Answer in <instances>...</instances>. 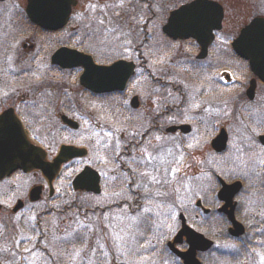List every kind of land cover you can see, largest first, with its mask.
Masks as SVG:
<instances>
[{
    "label": "flooded vegetation",
    "instance_id": "1",
    "mask_svg": "<svg viewBox=\"0 0 264 264\" xmlns=\"http://www.w3.org/2000/svg\"><path fill=\"white\" fill-rule=\"evenodd\" d=\"M213 1L220 4L225 13L224 6L216 0ZM258 1L260 3L256 7L261 5V10L251 14L252 17H248L249 19L245 18V23L238 28L239 32L234 38L223 37L221 45V40L219 43L218 37L224 30L223 23H221L220 29L213 31V42L208 46L203 58L199 57L202 53V46L196 39L175 40L168 38L179 44H187L191 52H196L194 57L200 62L211 56L214 58L210 64H206V67L202 66L203 69L196 67L192 74L184 72L200 85L197 88L193 87L194 91L191 86H185V81L180 77H177L178 80L168 81L161 74L159 79H155L148 68L144 66L148 77H146L147 86L143 92L144 96L140 94L143 99L141 100L140 96L136 94L138 86L141 85L139 79L137 82V72L128 81L124 90L96 92L81 84V77L85 72L83 66L63 69L53 63L54 54L61 48H68L91 57L98 66H111L126 61L134 63L137 71L138 65L136 62L129 61L125 53L111 56L108 54L109 49H103L102 44L99 45L96 40L88 41L86 35L81 33L76 34V37H79L77 41L75 36H72V39L66 38L67 43L62 45L60 43L61 35L63 36L64 31L75 25L72 19L64 27L53 30L52 25L44 27L31 21L28 15V0H25L24 6L20 4L22 1L0 0V78L3 77V74L4 77L9 74L15 76L20 74L22 77L24 74L37 79L50 75L51 71L57 69L60 72V77L67 75L70 78L71 72L77 73L76 78H79L78 83L84 97L96 103L107 104L106 109H110L112 113L115 110L113 106L118 107L119 99L129 97L131 100L129 102L131 110L125 108L123 111H118V109H122V107H118L117 114L120 119L112 118L111 125L109 122L105 123V126L108 127H111L113 122L121 126L119 130L117 128L113 130L114 134L110 135L112 131L105 130L101 123L96 122L95 129L94 125L91 127L95 130V137L98 139L92 146L83 142L81 135L80 146L70 143L75 138L74 134L81 132L83 128L81 122L83 121L81 120L79 123L73 117L61 114L60 119L64 128H61L60 132L69 143L60 145L55 155H52L48 145H43L42 141L37 139L33 133V127L37 125L36 121L40 117L35 115L37 112L33 110L39 108V105H43V102L33 103L32 111L27 108L29 104L25 106L24 102H20L19 106L12 105L0 109V116L8 110H13L22 122L31 141L42 147L48 154L47 158L51 161L64 146H75L87 151L84 157L63 166L53 185L40 171L30 173L17 171L0 181V187L1 185L3 187L8 182L17 181L18 178H26V175L32 174L36 178L40 177L39 183L30 186L24 192L23 189L15 186L17 195L15 194V198H12L13 203L15 201L13 206L8 207L0 204L1 221L11 217L20 224H24L26 218H28V222H31L29 226L22 229V235L19 237L16 231L12 232L11 228L1 225V238L7 239L8 236H12L17 251L14 257L1 256L0 264H54L55 248L52 233L65 237V230H69L71 225L69 220L73 219L74 221L81 218L79 220L84 226L88 217H94V223L90 222L92 226L89 224L84 227L87 232H89L88 229H92V232L97 233L98 230H101L100 221L103 218L106 220L110 219L108 216L111 218L113 216L118 222L124 211L129 212L128 221L139 222L136 227L138 229L137 238L142 239L144 247L135 249L136 253L128 254L142 264H264V102L258 104L260 109L256 107L257 105H253L257 97V90L260 91V96H264V91H261L264 88V81L254 74L250 61L238 55L234 49V43L242 31L250 26L255 19H264V0ZM79 5H82L81 0H78V7H75L74 13L76 8L80 7ZM73 12L72 15H74ZM7 15L16 19H13V23L10 25H3L2 21L6 20ZM80 17L82 22H79L76 28L72 26L77 31L78 27L81 29L85 26L84 14ZM169 17L167 19L165 17L162 31L167 25ZM34 39H38L40 44L45 40L46 43L52 45V48H55L50 58V71L38 72L33 69L31 64V68L28 69L26 68L29 65L28 60L20 63L21 68L14 65L11 69L5 70L9 46L21 47L24 52L30 43V50H32L35 45L30 41ZM25 41L26 43H24ZM223 43L225 44L223 45ZM258 43L264 45V40L260 39ZM10 51L12 52V49ZM151 51L153 50L150 47L147 52L150 54ZM17 52L21 53L18 49ZM257 54L263 68L261 72H263L264 48H261L259 52L256 51V56ZM216 61L219 62L217 67L214 65ZM220 68L223 69V72H220ZM157 82L160 86L151 85V83ZM197 89L198 91L195 92ZM2 91L3 89H0V105H5L1 97ZM234 91L240 93L238 102L232 100L231 93ZM195 102H198L202 111L206 109L205 104L209 103L212 111H208L207 115L192 113L191 118L181 119L179 117L181 112L185 108H187L185 111L188 110V107L191 106L189 104ZM249 103L252 106L244 108V104ZM139 104L143 108L142 112L139 111ZM220 105L222 113L215 115L214 110L215 108L220 109ZM237 108L243 109L244 112L247 111L248 123L243 124L241 131H239V125L231 124L232 111L238 110ZM235 115L237 116L239 113L235 112ZM184 126H187L186 130H182ZM231 126L237 129L240 134L234 132ZM194 129L198 134L193 133ZM232 132L240 143L239 149L235 150L234 148V152H232L228 151L226 146L227 149L224 151L214 150L213 142L222 133H226L227 144H229ZM208 133L211 134L208 135ZM196 139L210 142L211 155L206 158L207 162H202L203 165L200 168L194 169L193 181L183 183L180 175L185 158L183 153H188L187 145ZM191 146L195 147L192 144ZM91 155L93 157L96 155L98 158L94 164L89 163ZM149 156L152 159H148ZM103 158L109 162L110 171L105 170V164L101 162ZM141 160L143 163H138ZM88 167L98 175L100 187L98 194L74 189V179ZM74 172L76 173L71 182L67 183L69 178L66 179L67 175L70 176ZM144 172L150 173V175L144 177L141 175ZM168 172L171 174L168 183L151 182V175L163 181ZM12 185L14 187V184ZM233 185L235 186L231 189L225 188ZM61 188L62 194L64 193V201L59 206L57 204L61 200L55 195L56 190ZM188 189L191 190L190 195H192L190 200L192 204L190 205L183 204L182 191ZM106 191H108V198L104 203L81 200L92 197L101 201ZM3 192L4 190L0 188V196L4 200L9 195ZM159 206L162 207L161 214L155 215L154 212H158L156 208ZM74 210H77L78 213L76 217L71 213L66 217V213ZM57 213L58 215H56ZM61 217L62 223H60ZM231 217L237 224H234ZM63 225L66 227L56 232L55 227ZM26 248L29 251H25ZM57 248L63 250L64 258H69L68 240L67 242L63 240L62 245Z\"/></svg>",
    "mask_w": 264,
    "mask_h": 264
},
{
    "label": "rangeland",
    "instance_id": "2",
    "mask_svg": "<svg viewBox=\"0 0 264 264\" xmlns=\"http://www.w3.org/2000/svg\"><path fill=\"white\" fill-rule=\"evenodd\" d=\"M21 5H25V0H18ZM82 5L75 10L74 15H72V22L75 25H72L74 28L78 26L79 22H82L80 19L81 15L84 14V27H78L77 29L71 28L67 29L63 32V36L61 35L62 41L60 42L62 45H65L67 41L66 38L72 39V36H75V39H79L76 37V34H84L86 35V39L88 41L96 40L99 45L102 44L103 49H109V55H117V54H126V57L129 61L136 62L137 66V82L140 80V86L137 88L136 94L140 96L141 100L142 96H144L143 92L146 89V77L147 73L145 72L146 69L144 66L148 68L150 73L153 75V78L159 79V76L163 74L168 81H175L178 80L177 77L182 78L184 80L185 86H191L192 88L200 87L194 79L186 75L185 73L191 72L195 70L196 67L199 69H203L206 67V64H210L212 62L213 56L209 57L205 61H198L194 55L196 52H191L187 44H179L173 41H170L162 32V27L164 25V19L169 16V13L180 7L181 4L188 3L192 0H81ZM220 2L224 8L226 9L224 13V30H222V34L219 39V43L223 37L234 38L236 34L239 32L238 28L241 24L245 23V18L252 17L251 14L257 13L261 10V5L257 8L256 6L260 3L258 0H216ZM78 7V6H77ZM75 9V8H74ZM73 9V10H74ZM10 15V14H9ZM7 15L6 20L3 19V25H10L13 23V19L15 17H9ZM254 16V15H253ZM248 18V19H249ZM103 21V23H101ZM166 22V21H165ZM74 29V30H72ZM33 42L35 47L34 49L30 50V43L27 45L26 50L23 52L21 47L16 46H9L6 54V69H11L14 65H17L18 68H21L20 63L22 61L27 62L29 65L26 68H31L30 64L32 65L33 69L38 72L50 71V58L55 48H52L51 44L46 43L44 40L43 43L40 44L38 39H34ZM26 43V41L24 42ZM225 43H223L224 45ZM220 45V47H222ZM152 48L153 51L150 54L147 52L148 49ZM218 47V46H217ZM218 47V48H220ZM223 48V47H222ZM220 48V49H222ZM12 49V52L10 51ZM17 49L21 52L20 54L17 52ZM53 49V50H52ZM28 52V53H27ZM114 52V53H112ZM112 53V54H111ZM40 54V55H38ZM37 59L34 60V58ZM32 60V62H31ZM145 62V63H144ZM143 64V66H142ZM216 67L219 65V62H215ZM203 66V67H202ZM47 67V69H46ZM219 68V67H218ZM21 70V69H20ZM19 70V71H20ZM217 71V70H216ZM185 72V73H184ZM220 72H223V69L220 68ZM70 78L67 75L60 77V72L57 69L50 72V75L43 76L42 78H33L22 74V77L19 75L9 74L7 77L0 78L1 81V88L2 91V101L5 102V105H0V109L3 107H10V106H19L20 102H24L29 104L27 106L28 110L32 111L31 105L36 101L43 102V105H39L33 111L37 112L38 118L37 125L33 127L34 136L37 139H40L43 145L49 147V152L52 155H55L58 151V148L62 144H67V142L60 132L61 128H64L63 122L60 119L61 114H67L70 117H73L77 120V122H81L83 128L80 133L74 134V138L70 143L80 146L82 141H80V135L83 142L85 141L89 145H94L98 139L95 137V130L91 129V127L97 123H101L105 130L110 129L112 132L110 135L114 134L113 130L121 127L118 123L113 122L111 127L105 126L106 122H109L111 119L119 120L120 117L117 114V108L122 107V109H118V111H123V109L128 108L131 110V106L129 102L131 101L128 98H122L118 100L117 106L114 107L113 113L110 112V109H106L107 104L104 103H96L93 100L85 98L82 92V88L79 85L78 81L79 78H76L77 73H70ZM162 76V77H163ZM245 78V77H244ZM139 79V80H138ZM145 80V81H143ZM152 80V79H151ZM152 86H160L159 82L151 83ZM193 88V91H194ZM198 89L195 91L197 92ZM264 91V88L261 89ZM194 92V93H195ZM257 90V97L254 101L253 105H257V108H261L258 104H262L264 102V96H260L261 93ZM142 96H141V95ZM232 100L234 102H238V98L240 97V93L233 92L231 93ZM260 94V95H259ZM262 98V99H260ZM263 100V101H262ZM143 103V101H142ZM21 105V104H20ZM191 105L188 107L187 113L185 108L181 112V116H179L183 120H187L191 118V114H201L204 115L208 113V111H212V108L209 107V103H206V109L203 111L200 110V105L198 102L189 104ZM187 105V106H189ZM252 106L249 104H244L245 107ZM141 109H140V108ZM264 107V106H263ZM41 108V111H40ZM139 111L142 112L143 108L138 106ZM146 109V108H145ZM238 110H233L231 115V124L239 125L241 131L242 126L245 122L248 123V119L246 116L247 111H243L241 108H237ZM247 109V108H246ZM185 111V112H184ZM189 111V112H188ZM235 112H238L239 115H235ZM39 113V114H38ZM222 113L221 105L220 109L214 110V114L217 115ZM245 113V117H244ZM79 118V120H78ZM79 122V123H80ZM189 122V121H187ZM246 123V124H247ZM222 125V123H221ZM233 125V126H234ZM115 127V128H114ZM232 127V126H231ZM113 128V129H112ZM234 132H238L237 129H234ZM232 131V130H231ZM194 134L197 133L196 129H194ZM198 134V133H197ZM240 134V132H238ZM246 134V133H244ZM67 135V134H65ZM69 135V134H68ZM68 137V136H67ZM112 137V136H109ZM72 138V137H71ZM95 138V139H94ZM197 140V141H196ZM193 140L187 145V154L184 152L183 157V168L180 173L184 182L191 183L193 181L192 177H195L196 168H200L203 164L202 162H207L206 158L211 155L210 151V142L207 141H200L199 139ZM197 143V144H196ZM193 145L195 147H188L189 145ZM197 145V148H196ZM240 143H238L236 137L233 135L230 138L229 144H227V150L234 152L235 150L239 149ZM186 154V155H185ZM149 155V154H148ZM95 158V160H93ZM97 157H93L91 155L89 163H96ZM160 159V158H159ZM108 160V159H107ZM163 160V157H162ZM102 163L105 165V170L110 171L108 166L109 162H106V159L103 158L101 160ZM169 161L167 164L169 165ZM95 167V166H94ZM102 167V169H103ZM158 168V167H157ZM76 172L67 175L66 179L68 178L67 183H70L73 176ZM162 175V174H161ZM26 178H18L17 181H13L6 183L1 189L7 193L8 198L2 199L0 196V204L4 206L11 207L14 203L12 198H15L16 188L15 186L19 187L23 192L29 189L30 186L39 183V178H36L34 175H26ZM204 177V175H202ZM152 177V175H151ZM171 177L170 172L168 175H165V179L169 181ZM14 184V187L13 185ZM67 185V184H66ZM65 185V186H66ZM58 188V187H57ZM12 189V192H10ZM65 191V187L63 188ZM61 189L56 190V195L58 196L61 202L57 205L61 206L64 201V193L62 194ZM3 192V193H4ZM191 190L188 189L187 191H182L183 196V204H192L190 195ZM152 193V192H151ZM150 193V194H151ZM17 195V194H16ZM88 199H81L84 201L94 200L97 203H104L105 200L108 198V191H106L103 196L102 200H96L92 197H87ZM79 199V198H78ZM105 206V205H104ZM61 208V207H60ZM158 212H154L156 215L161 214L162 207L159 206L156 208ZM62 210V208H61ZM71 213L72 216L76 217L77 210L70 211L66 213V217ZM58 215V213L56 214ZM128 211H124L121 213L118 222L117 219H114L108 216L110 219L103 218L100 221L101 230L97 231V233L92 232V229H85L84 233V243L82 245H72L69 247L68 251L71 254V259L64 258L58 259L57 261L54 260V264H60L63 261V264H102L105 260L104 264H130V262L134 261V257L130 256V258H126L127 254H123L124 251L128 253H136L135 249L143 248L142 239L137 238L138 232L136 229L138 225V221L130 222L128 221L129 218ZM65 217V218H66ZM116 217V216H115ZM1 218V215H0ZM78 218L71 222L69 220V230H65V237L64 235L58 236L57 234H53V245L58 252L63 251L62 249L58 248L57 246L62 245L63 240H68V243L73 244L74 238L77 236L80 237L83 234V226L77 225ZM94 217L87 218V222H84L85 225L92 226L90 222L94 223ZM63 222L62 217L60 218V223ZM31 222H28V218H26V222L24 224H20L18 221L11 217H7L1 221L0 219V230L1 225L11 228L12 232L16 231V234L19 236L22 235V229L26 226H29ZM83 223V224H84ZM84 225V226H85ZM81 226V227H80ZM66 227L65 225L60 227H55L56 232L61 231ZM30 228V227H29ZM79 229V231H77ZM64 232V231H63ZM99 232L100 236L99 237ZM19 233V234H18ZM59 234V233H58ZM8 235V234H5ZM103 235L105 238H103ZM55 236V238H54ZM1 238V235H0ZM105 240V241H103ZM106 241L109 242L111 245L110 247H106ZM80 244V243H79ZM17 248L15 245V240H13L12 236H8L7 239L1 238L0 239V257L3 255L7 257H14L16 254ZM54 253V252H53ZM113 255H117L118 258L115 260ZM133 255V254H132ZM120 256V257H119ZM54 258L57 259L56 254H54ZM53 258V259H54ZM61 260V261H60ZM118 260V261H117ZM1 261V259H0ZM142 264V263H140Z\"/></svg>",
    "mask_w": 264,
    "mask_h": 264
},
{
    "label": "water",
    "instance_id": "3",
    "mask_svg": "<svg viewBox=\"0 0 264 264\" xmlns=\"http://www.w3.org/2000/svg\"><path fill=\"white\" fill-rule=\"evenodd\" d=\"M76 3V0H28V15L34 23L44 27L52 25V29L57 30L68 22L72 6ZM223 17V9L217 3L197 0L173 12L164 32L173 39H196L202 46L199 57L203 58L214 39L213 31L221 28ZM260 39L264 40V19H255L242 31L234 43V49L238 55L250 61L252 71L264 81L260 58L258 54L256 56V51L264 48V45L258 43ZM53 63L62 68L83 66L85 72L81 77V84L96 92L124 90L135 69L133 63L118 62L114 64L121 66L122 71L118 73L98 71L100 66L94 64L91 57L66 48L54 54ZM186 127H182V130H186ZM226 142L227 135L222 133L213 142V147L221 152L225 149ZM85 154V150L67 146L61 149L53 162H48L45 152L28 141L13 110H8L0 116V181L18 170L27 173L37 169L52 182L63 164ZM74 186L76 189L98 193V175L87 169L76 178ZM234 186L225 188L231 189ZM231 220L236 223L233 217Z\"/></svg>",
    "mask_w": 264,
    "mask_h": 264
},
{
    "label": "snow or ice",
    "instance_id": "4",
    "mask_svg": "<svg viewBox=\"0 0 264 264\" xmlns=\"http://www.w3.org/2000/svg\"><path fill=\"white\" fill-rule=\"evenodd\" d=\"M101 23H103V21H101ZM99 63V61H98ZM98 71H105V72H109V73H118L120 71H122L121 69V66L119 64H116L114 66H105V65H101L99 69H97ZM211 133H208V135H210ZM157 139H159V137H157ZM189 147H191V145H189ZM145 151H147L145 149ZM118 155V154H117ZM148 159H152L151 156L148 157ZM133 162H136V161H133ZM138 163H143V160H141L140 162ZM135 172V170H134ZM142 176L144 177H147L150 175V173H147V172H144V173H141ZM86 178V177H85ZM151 182L152 183H168V181L165 179L163 181H161L160 179H158L156 176H152L151 177ZM134 183V181H133ZM137 187H139V185H137ZM25 251H29V249H25Z\"/></svg>",
    "mask_w": 264,
    "mask_h": 264
},
{
    "label": "trees",
    "instance_id": "5",
    "mask_svg": "<svg viewBox=\"0 0 264 264\" xmlns=\"http://www.w3.org/2000/svg\"><path fill=\"white\" fill-rule=\"evenodd\" d=\"M74 209H75V207H74ZM79 235H81V239H80V237H76V238H74L75 240V242H80V245H82V241H83V237H84V233H83V236H82V234H80L79 233ZM106 236V235H105ZM105 236L103 235V238H105ZM103 241H105V240H103ZM69 245H71L72 246V244L71 243H69ZM111 245L109 244V242L108 241H106V247H110ZM63 256H64V252L63 251H61V252H58L57 251V255H56V257H58L59 259H63ZM69 257H70V259H71V254L69 253ZM120 257V256H119ZM113 258H115V256L113 255ZM61 261V260H60ZM63 262V261H62ZM105 263V260L102 262V264H104Z\"/></svg>",
    "mask_w": 264,
    "mask_h": 264
}]
</instances>
